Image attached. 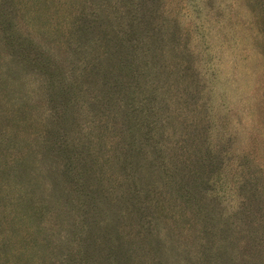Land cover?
I'll return each mask as SVG.
<instances>
[{"label": "rangeland", "instance_id": "374dc122", "mask_svg": "<svg viewBox=\"0 0 264 264\" xmlns=\"http://www.w3.org/2000/svg\"><path fill=\"white\" fill-rule=\"evenodd\" d=\"M0 264H264V0H0Z\"/></svg>", "mask_w": 264, "mask_h": 264}, {"label": "trees", "instance_id": "16d2710c", "mask_svg": "<svg viewBox=\"0 0 264 264\" xmlns=\"http://www.w3.org/2000/svg\"><path fill=\"white\" fill-rule=\"evenodd\" d=\"M2 172H4V171L2 170Z\"/></svg>", "mask_w": 264, "mask_h": 264}]
</instances>
